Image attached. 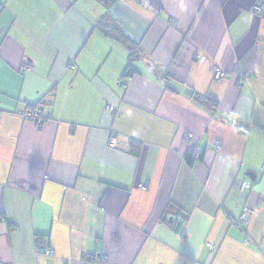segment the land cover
Returning <instances> with one entry per match:
<instances>
[{"label":"crops","instance_id":"0c3cea01","mask_svg":"<svg viewBox=\"0 0 264 264\" xmlns=\"http://www.w3.org/2000/svg\"><path fill=\"white\" fill-rule=\"evenodd\" d=\"M258 2L0 0L2 264H264ZM105 15L139 46L126 85L130 53L97 30ZM41 103L39 129L20 112Z\"/></svg>","mask_w":264,"mask_h":264},{"label":"trees","instance_id":"16d2710c","mask_svg":"<svg viewBox=\"0 0 264 264\" xmlns=\"http://www.w3.org/2000/svg\"><path fill=\"white\" fill-rule=\"evenodd\" d=\"M103 1V3H106L107 0H101ZM106 1V2H105ZM110 1V0H109ZM97 30L102 33L106 38H110V39H114L116 41H118L120 44H122L126 49L129 50V53H130V57H129V64H128V69L126 70L125 74L123 77H126V75H134V71H136L133 67V63H135L138 59H139V46L134 43L126 34L125 32L123 31V29L117 25L116 23L113 22V20L110 19L109 15H105L101 20L100 22L97 24ZM193 98L196 100V101H199L200 103H203V104H216L215 101L213 100H210L209 98L207 97H202V96H199L198 94H195L193 96ZM26 107H29V108H37V107H41L45 112V108H46V104H43L41 103L40 105H36V106H26ZM46 117V116H45ZM48 119L50 120L51 118L48 117ZM246 129L248 128H240L239 131H241L242 133H245L246 132ZM133 147L135 149H137L135 151V153H137L139 151V145L137 146L135 143H133ZM138 154V153H137ZM195 159H193L192 157V154L190 153L188 155V158H187V161L190 165L193 164Z\"/></svg>","mask_w":264,"mask_h":264},{"label":"built area","instance_id":"2783aa9c","mask_svg":"<svg viewBox=\"0 0 264 264\" xmlns=\"http://www.w3.org/2000/svg\"><path fill=\"white\" fill-rule=\"evenodd\" d=\"M139 1L142 2L143 0H139ZM254 12L257 13V14H262L264 12V4H262L261 2H258L254 6ZM22 70L26 73V72L31 71L32 67L30 65H27L26 67L23 66ZM225 77H227V74L222 69L217 68L216 69V78L218 80H223ZM131 80H132V75L128 74V75H126V77H124L122 80H120V85H122V84L126 85ZM110 110L114 111V108L112 107V108H110ZM20 114L23 115L26 120L32 121L36 125V127L39 128V129L42 128L45 125L46 122L49 121L48 117L51 116V114H49V113L48 114L44 113V111H43V109L41 107H38V108L26 107V109L23 112H20ZM1 119H2V117H1V112H0V122H1ZM188 136L192 137L191 133H188ZM110 146L112 148H115L117 146V139L116 138H111ZM218 147H220V146L216 147L217 150H218ZM261 169L264 170V164L262 165ZM144 186L147 187V185H144ZM245 186H248V188L246 187L243 190V188L240 186V187H238V191L240 193H243V194L246 193L248 190H250L252 188L253 183L251 182V184H250L248 182H245ZM250 215H251L250 212H248V210H246L243 213V215L241 216V219H240L241 223H244V222H242L243 219H250ZM178 219L179 220L183 219L182 215H180L178 217ZM45 252H46L47 255H52L53 254L52 249H47ZM105 260L106 259H102V257H94V263H96V262H104ZM87 263L94 264L93 262H87ZM0 264H1V262H0Z\"/></svg>","mask_w":264,"mask_h":264},{"label":"rangeland","instance_id":"374dc122","mask_svg":"<svg viewBox=\"0 0 264 264\" xmlns=\"http://www.w3.org/2000/svg\"><path fill=\"white\" fill-rule=\"evenodd\" d=\"M27 65H28V64H25V65H23V66L26 67ZM23 66L21 67V69L23 68ZM188 133H191V132H188ZM188 133L186 134V139H187L188 141H191V140L193 139L194 135H193V133H191L192 137H190V136H188ZM218 146H219V145H218ZM216 147H217V146H216ZM191 154H192L193 159H201V158H202V150H201L200 148H198V147H197V148H194V149L191 151ZM144 185H147V187H145ZM148 185H149V184H148L147 182L142 183V184L140 185V188H141L142 190H147V189H148ZM245 211H246V210H244V212H245ZM244 212H243V213H244ZM243 213L241 214V216L243 215ZM180 215H182V218L184 219V216H183L184 214H183L182 212H179V213L177 214V216H176L177 220H179L178 217H179ZM241 216H240L239 218H237V219H231L232 224H236V225H238V226H243L244 223H241V221H240ZM183 219H181V220H179V221H183ZM206 246H207V248L209 249V251H210L211 254H216L218 248H217L213 243L209 242V243L206 244ZM46 250H47V249H46ZM81 259H82V261H84L85 263H87V262H93V263H94V255H89V254H87V253H83L82 256H81ZM102 259H105V256H103ZM0 262H1V261H0ZM1 264H2V262H1Z\"/></svg>","mask_w":264,"mask_h":264},{"label":"bare ground","instance_id":"6f19581e","mask_svg":"<svg viewBox=\"0 0 264 264\" xmlns=\"http://www.w3.org/2000/svg\"><path fill=\"white\" fill-rule=\"evenodd\" d=\"M263 4V3H262ZM254 11V10H253ZM255 13V12H254ZM257 14V13H256ZM226 78V77H225ZM224 78V79H225ZM223 79V80H224ZM220 148L218 147V150H219ZM261 171H262V173H264V170L263 169H261ZM245 182H247V181H243V183H242V185H241V187L243 188V190L247 187L248 188V186H245ZM248 210V209H247ZM248 212H250V214H251V211L250 210H248ZM249 221V219H243L242 220V222H244V223H246V222H248ZM209 250V249H208ZM106 260L104 261V262H102V263H107V258H105Z\"/></svg>","mask_w":264,"mask_h":264}]
</instances>
